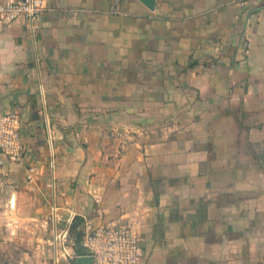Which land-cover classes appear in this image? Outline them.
<instances>
[{
	"label": "crops",
	"instance_id": "obj_1",
	"mask_svg": "<svg viewBox=\"0 0 264 264\" xmlns=\"http://www.w3.org/2000/svg\"><path fill=\"white\" fill-rule=\"evenodd\" d=\"M46 1L0 23L14 194L60 230L124 220L142 264H264V0Z\"/></svg>",
	"mask_w": 264,
	"mask_h": 264
},
{
	"label": "built area",
	"instance_id": "obj_2",
	"mask_svg": "<svg viewBox=\"0 0 264 264\" xmlns=\"http://www.w3.org/2000/svg\"><path fill=\"white\" fill-rule=\"evenodd\" d=\"M120 2L121 0H114L110 13H119ZM47 8L46 0H0V23L10 25L23 19L31 33H35L38 29L37 22ZM145 132L147 131L144 130ZM123 135L128 136L130 132L124 131ZM23 141L20 114L16 111L0 113V155L12 164L22 162L27 155ZM35 172V167L26 170L29 182L34 180ZM99 216L101 218V212ZM72 221L73 219L68 220L65 229L60 230L55 226L52 228L51 251L54 264L75 256L69 240ZM83 250L84 255L78 257H91L92 264H142L144 259L138 229L120 218L101 222L96 227L86 225Z\"/></svg>",
	"mask_w": 264,
	"mask_h": 264
},
{
	"label": "rangeland",
	"instance_id": "obj_3",
	"mask_svg": "<svg viewBox=\"0 0 264 264\" xmlns=\"http://www.w3.org/2000/svg\"><path fill=\"white\" fill-rule=\"evenodd\" d=\"M13 170L20 174L22 169L0 164V264H54L51 218L42 217L30 192L14 194L24 181L11 178Z\"/></svg>",
	"mask_w": 264,
	"mask_h": 264
},
{
	"label": "trees",
	"instance_id": "obj_4",
	"mask_svg": "<svg viewBox=\"0 0 264 264\" xmlns=\"http://www.w3.org/2000/svg\"><path fill=\"white\" fill-rule=\"evenodd\" d=\"M85 236V222L76 216L69 228V240L76 256L84 255L83 239Z\"/></svg>",
	"mask_w": 264,
	"mask_h": 264
},
{
	"label": "water",
	"instance_id": "obj_5",
	"mask_svg": "<svg viewBox=\"0 0 264 264\" xmlns=\"http://www.w3.org/2000/svg\"><path fill=\"white\" fill-rule=\"evenodd\" d=\"M146 6L150 9L154 8L155 0H142ZM71 264H92L91 257H78L74 260H71Z\"/></svg>",
	"mask_w": 264,
	"mask_h": 264
}]
</instances>
